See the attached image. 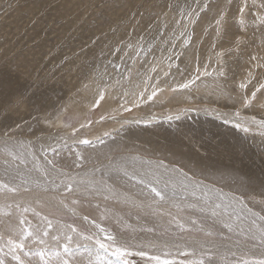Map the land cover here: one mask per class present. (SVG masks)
<instances>
[{
    "label": "rangeland",
    "instance_id": "1",
    "mask_svg": "<svg viewBox=\"0 0 264 264\" xmlns=\"http://www.w3.org/2000/svg\"><path fill=\"white\" fill-rule=\"evenodd\" d=\"M191 80L195 83L189 88L181 87ZM262 85L264 0H0V139L8 132L11 139L48 140L56 142L51 145H63L62 151L76 149L85 160L83 168H76L75 163L66 167L73 175L126 155L130 164L139 167L147 168L146 162L159 164L161 160L169 167L184 168L179 166L183 164L187 170L198 167L212 173L213 169L207 167L214 165L227 172L242 170L251 185L259 183L252 176L264 183ZM252 93L255 99L246 104ZM21 94H26L25 99L17 104ZM109 97L117 105L102 110ZM83 139L94 146L80 144ZM116 139L122 146L115 144ZM36 158L45 163L43 156ZM27 159L28 167L32 166L35 161L30 156ZM123 194L122 198H137L131 192ZM122 198H98L91 204L84 201L75 209L82 215L94 214L97 218L92 220L118 236H136L127 239L133 250L149 242L146 238H175L180 243L186 238L208 239L195 231L173 237L165 232L167 217L159 218L148 207L142 213L122 210L117 206ZM243 198L253 211L264 214V198L244 194ZM43 206L41 211H34L53 220L54 226L90 230L77 216ZM147 210L151 212L147 214ZM31 213H23L24 218L42 227V223H36L38 216L34 218ZM9 221L14 220L0 217V232L5 236L7 225L3 224ZM221 232L223 236L232 235L226 229ZM223 236L217 238L213 264H231L242 256L243 248L236 244V237L228 240ZM249 247L248 255H258L256 248ZM132 259L139 264V257ZM5 264L15 262L7 257Z\"/></svg>",
    "mask_w": 264,
    "mask_h": 264
},
{
    "label": "snow or ice",
    "instance_id": "2",
    "mask_svg": "<svg viewBox=\"0 0 264 264\" xmlns=\"http://www.w3.org/2000/svg\"><path fill=\"white\" fill-rule=\"evenodd\" d=\"M193 83L195 80L184 83L181 87L189 88ZM25 95L21 94L16 103H23ZM100 98L103 99V96ZM254 99L255 93H252V97L246 99L245 103L250 104ZM3 136L4 143L0 152L5 157L7 179H0V197H14L21 190L30 192L32 189L27 185L35 184L42 193L56 194L52 199L41 200L38 193L37 203L50 204L57 210L76 216L75 206L82 202L91 204L98 198L116 199L119 195L117 184H133L139 186L144 205L155 214L168 218L165 232L177 237L179 234L195 231L208 239H185L184 243L175 238L149 241L133 250L126 238L118 236L95 220L89 221L87 216L82 219L92 226L88 232L78 231L72 225H61L56 232H52L54 222L47 216L40 217L42 227L33 226L31 221L24 218L23 213L33 211L36 216H40V213L18 204L17 208L21 210L18 223L13 225L11 221L8 222L7 236L0 232V264H5L7 257H11L15 264H137L133 257L140 258L139 264H213L211 257L214 249L218 251L217 238L223 236L221 229L232 234L223 236L224 239L231 240L234 236L236 244L243 248L241 258L231 264H264V214L248 207L243 195H230L209 187L197 179L194 173L190 176L183 169L166 166L163 162L155 166L146 162L149 167L145 168L136 167L123 158H109L106 165H94L73 175L71 171L59 167L54 159L48 158L49 152L53 156L59 155L63 145L42 148L45 163L41 164L30 144L12 143L8 132ZM79 143L94 146L88 139L80 140ZM29 156L35 162L29 173L22 174L20 165L27 168ZM84 160L85 157L76 151L75 167L83 168ZM32 171L38 173L39 178H33L30 175ZM17 180L20 183L17 184ZM244 195H260L264 198V186H261L259 192L252 189ZM95 207L99 209L101 205L97 203ZM0 214L12 215L10 212L4 213L3 209H0ZM65 227L67 230H64ZM250 244L259 251V255H248Z\"/></svg>",
    "mask_w": 264,
    "mask_h": 264
},
{
    "label": "bare ground",
    "instance_id": "3",
    "mask_svg": "<svg viewBox=\"0 0 264 264\" xmlns=\"http://www.w3.org/2000/svg\"><path fill=\"white\" fill-rule=\"evenodd\" d=\"M172 4V3H171ZM178 4V3H177ZM133 5V4H132ZM217 6V5H216ZM215 7V6H214ZM211 8H212V6H211ZM197 10V9H196ZM211 10V9H210ZM21 14V13H20ZM71 14V13H70ZM73 14V13H72ZM74 14H75V12H74ZM65 15V14H64ZM160 15V14H159ZM192 16V15H191ZM205 16V15H204ZM146 17V16H145ZM189 18H191V17H189ZM192 19V18H191ZM193 20V19H192ZM201 23V22H200ZM204 23V22H203ZM174 25V24H173ZM197 28H198V26H197ZM180 66H181V64H180ZM239 77V76H238ZM73 79V78H72ZM97 84V83H96ZM83 86V85H82ZM19 87V86H18ZM76 87V86H75ZM78 87V86H77ZM20 88V87H19ZM48 88V87H47ZM79 88V87H78ZM74 89V88H73ZM88 89V88H87ZM21 90V89H20ZM45 90V89H44ZM47 90V89H46ZM58 90V89H57ZM167 90V89H166ZM50 91V90H49ZM70 91V90H69ZM60 92V91H59ZM12 93V92H11ZM14 93H16V92H14ZM67 93V92H66ZM79 93H81V92H79ZM69 94V93H68ZM89 94V91H87L84 95L85 96H87ZM172 94V93H171ZM120 95V94H119ZM162 95H165V93H162ZM66 96V95H65ZM68 96V95H67ZM114 96V95H113ZM171 96V95H170ZM176 96V95H175ZM177 97H180V96H177ZM176 97V98H177ZM79 98V97H78ZM85 98H87V97H85ZM104 98V97H103ZM163 98V97H162ZM175 98V97H174ZM48 99V98H47ZM74 99V98H73ZM166 99V98H165ZM168 99V98H167ZM35 100V99H34ZM86 100V99H85ZM163 100V99H162ZM71 101H73V100H71ZM173 101H176L175 99L174 100H171L170 102H173ZM180 101V100H179ZM94 102V101H93ZM73 103V102H72ZM76 104H78L77 102H75ZM101 103V102H100ZM105 103L106 104H104L103 105V107H102V110H105V109H109V108H111V106L113 107V106H116L117 104H115L114 105V100H113V98L112 97H109L106 101H105ZM68 105V104H67ZM170 105V104H169ZM35 107V106H34ZM76 109H77V107H75ZM29 109V108H28ZM27 109V110H28ZM36 109V108H35ZM170 110H172V109H170ZM23 112V111H22ZM27 112V111H26ZM29 112H31V111H29ZM78 113H80V112H82V111H80V110H78L77 111ZM84 113V112H83ZM255 113V112H254ZM21 114V113H20ZM35 114V113H34ZM36 115V114H35ZM33 116V115H32ZM9 118V117H8ZM7 118V119H8ZM40 118V117H39ZM41 118H43V117H41ZM209 119V118H208ZM210 120V119H209ZM150 121H152V120H150ZM150 121H148V122H150ZM147 122V121H146ZM186 122V121H185ZM189 122V121H188ZM209 123V122H208ZM199 124V123H198ZM246 124H247V122H246ZM194 126V125H193ZM182 127H184L183 125H182ZM219 127V126H218ZM132 128V127H131ZM160 128V127H159ZM163 128H164V126H163ZM215 128V127H214ZM146 129H148V128H146ZM135 130V129H134ZM141 131H142V129H140ZM139 130V131H140ZM144 130H145V128H144ZM123 131V130H122ZM128 131V130H127ZM130 131V130H129ZM128 131V132H129ZM140 131V132H141ZM188 131V130H187ZM126 132V131H125ZM135 132V131H134ZM133 132V133H134ZM138 132V131H137ZM148 132V131H147ZM146 132V133H147ZM167 132V131H166ZM118 133H119V131H118ZM133 133H132V135H133ZM136 133V132H135ZM134 133V134H135ZM144 133V132H143ZM157 133V132H156ZM168 133V132H167ZM178 133V132H177ZM205 133V132H204ZM129 134V133H128ZM128 134H126V135H128ZM130 134H131V131H130ZM137 134V133H136ZM152 134V133H151ZM155 134V133H154ZM192 134V133H191ZM116 135V134H115ZM138 135V134H137ZM140 135V134H139ZM138 135V136H139ZM141 135H142V133H141ZM185 135V134H184ZM234 135V134H233ZM152 136V135H151ZM159 136V135H158ZM188 136V135H187ZM232 136V135H231ZM235 136H238V135H235ZM128 136H126V139H128L127 138ZM140 137V136H139ZM182 137V136H181ZM51 138V137H50ZM49 138V139H50ZM113 138V137H112ZM120 138V137H119ZM137 139H138V137H136ZM142 138V137H141ZM146 138V137H145ZM144 138V139H145ZM147 138H149V137H147ZM156 138L157 137H155V140H156ZM204 138V137H203ZM207 138V137H206ZM205 138V139H206ZM213 138V137H212ZM29 140H27V139H22V140H18V139H11V142L12 143H16V142H20V143H26V144H30L31 146H32V151H33V153L35 154V156H40V159H41V157L43 156L44 157V154H43V151H42V148L43 149H47L48 148V146L49 145H51L53 142L52 141H50V142H52V143H50V142H47V141H45V143L43 142V141H41L40 139L38 140V139H30V138H28ZM123 139V138H122ZM122 139H120V140H122ZM126 139H123V140H126ZM130 140L132 139V138H129ZM128 139V140H129ZM175 139V138H174ZM196 139V138H195ZM118 139H116V143L115 144H117V142H119V141H117ZM139 140V139H138ZM149 140V139H148ZM152 140V139H151ZM169 140V139H168ZM207 140V139H206ZM233 140V139H232ZM55 141V140H54ZM132 141V140H131ZM141 141V140H140ZM144 141V140H143ZM113 142H115V141H113ZM112 142V143H113ZM122 142V141H121ZM121 142H119L120 143V145H121ZM128 142V141H127ZM134 142V140L132 141V143ZM136 143H137V140L135 141ZM146 142V141H145ZM152 142V141H151ZM163 142V141H162ZM215 142V141H214ZM3 143H4V138L2 137L1 139H0V147H2L3 146ZM56 143V142H55ZM55 143H53V144H55ZM118 143V144H119ZM130 144H131V142H129ZM149 143H150V141H149ZM148 143V144H149ZM154 143V142H153ZM179 143V142H178ZM177 143V146L179 145ZM208 143V142H207ZM114 144V143H113ZM112 144V145H113ZM117 144V145H118ZM122 144H124V143H122ZM126 144V143H125ZM215 144V143H214ZM221 144V143H220ZM57 145V144H56ZM127 145V144H126ZM135 145H137V144H135ZM135 145H133V146H135ZM189 145V144H188ZM202 145V144H201ZM254 145V144H253ZM59 146H61V144L59 145ZM122 146V145H121ZM124 146V145H123ZM218 146V145H217ZM71 147H73V146H71ZM119 147V146H118ZM127 147V146H126ZM138 147L139 146H136V148L135 149H138ZM179 147V146H178ZM206 147V146H205ZM68 148H70L69 146H68ZM76 148V147H75ZM116 148V147H115ZM93 149V148H92ZM111 149V148H110ZM113 149H114V147H113ZM132 149V148H131ZM134 149V150H135ZM141 149V148H140ZM165 149V148H164ZM199 149V148H198ZM63 150V149H62ZM65 150V149H64ZM96 150V149H95ZM98 150V149H97ZM120 150V149H119ZM123 150V149H122ZM143 149H141V151H142ZM154 150V149H153ZM156 150V149H155ZM196 150V149H195ZM77 150L76 149H73V150H67V151H60V153H59V155H55V156H53L50 152H49V159H54L55 160V162H58L59 163V165L60 166H62V167H65L64 169H66V167H70L71 165L73 166V164H74V162H75V157H74V155H75V152H76ZM85 151V150H84ZM94 151V150H93ZM102 151H103V149H102ZM108 151V150H107ZM110 151V150H109ZM115 151V150H114ZM129 151V150H128ZM140 151V150H139ZM140 151V152H141ZM166 151V150H165ZM210 151V150H209ZM224 151V150H223ZM105 152V151H104ZM121 152V151H120ZM178 152V151H177ZM182 152H184V150L182 151ZM207 152V151H206ZM103 153V152H102ZM111 153H112V151H111ZM111 153H110V155H111ZM125 153V152H124ZM137 153V152H136ZM135 153V154H136ZM144 153V152H143ZM153 153V152H152ZM159 153V152H158ZM165 153V152H164ZM117 154V153H116ZM119 154H121V153H119ZM123 154V153H122ZM133 154V153H132ZM146 154H148V153H146ZM150 154V153H149ZM175 154V153H174ZM174 154H173V157H174ZM183 154V153H182ZM186 154V153H185ZM208 154V153H207ZM224 154V153H223ZM106 155V154H105ZM104 155V156H105ZM108 155V154H107ZM106 155V156H107ZM134 155V154H133ZM144 154H142V156H143ZM162 155V154H161ZM171 155V154H170ZM177 155V154H176ZM147 157H148V155H146ZM150 156V155H149ZM168 156V155H167ZM189 156V155H188ZM69 157V158H68ZM70 157H74V158H70ZM123 158V159H130V156H126V155H121L120 156V158ZM145 157V156H144ZM158 157V156H157ZM169 157V156H168ZM178 157V156H177ZM176 157V158H177ZM202 157H204V156H202ZM32 158V157H31ZM105 158V157H104ZM137 158V157H136ZM140 158H142V157H140ZM146 158V157H145ZM151 158V157H150ZM149 158V159H150ZM155 158H156V156H155ZM155 158H153V159H155ZM163 158H165V157H163ZM185 158V157H184ZM28 159H30V158H28ZM27 159V160H28ZM37 159V158H36ZM87 159H88V157H87ZM86 159V160H87ZM98 159H99V157H98ZM108 159V158H107ZM116 159V158H115ZM117 159H119V158H117ZM128 159V160H129ZM132 159V158H131ZM204 159V158H203ZM43 160V159H42ZM141 160V159H140ZM157 160V159H156ZM159 160V159H158ZM157 160V161H158ZM108 161V160H107ZM106 161V162H107ZM133 161V160H132ZM136 161H138L137 159H136ZM145 161H147V160H145ZM163 161V160H162ZM186 161V159L184 160V162ZM187 161H188V159H187ZM39 162H40V160H39ZM87 162V161H86ZM101 162V161H100ZM104 163V164H100V166H103V165H106L107 163ZM140 163H142V162H144V161H139ZM138 162V164H140ZM150 162V161H149ZM154 162V161H153ZM160 162H161V160H160ZM169 162V161H168ZM18 163V162H17ZM41 163V162H40ZM133 163V162H132ZM158 163V162H157ZM157 163L156 162H154V163H151V164H153V165H157ZM165 163V162H164ZM177 163V162H176ZM188 163V162H187ZM89 164V163H88ZM96 164V163H95ZM147 164V163H146ZM171 164V163H170ZM29 165V164H28ZM28 165H27V168H25L24 167V165H20V172L22 173V174H27V173H29V170L30 169H32V167H33V165L31 166H29L28 167ZM143 165V164H142ZM145 165V164H144ZM148 165V164H147ZM152 165V166H153ZM167 165V164H166ZM199 165V164H198ZM88 166H91V165H88ZM97 166V165H96ZM179 166H183L184 168H182L183 169V171H185V172H187L190 176L191 175H193V173L195 174V177L197 178V179H199V180H201V181H203V183L204 184H206V185H208L209 187H215L217 190H222V188L221 187H225V188H228L229 190H230V192L228 191H226L224 188H223V192L224 193H227V194H230V195H243V194H246V193H250L251 192V190L252 189H256L257 190V192H259L260 191V189H261V186H264V183H261V181H260V179L259 178H257V177H255V176H252V177H254V181H257V182H259V183H255V184H252L251 185V182H250V180L247 178V176H245V175H243L244 173L242 172V170H238L237 172H234L233 171V169H231V172H227V170L226 169H224V168H222V167H220V166H214L213 165V168H212V166H210V167H207V168H211V169H213V171H212V173L210 172V170H207V171H204V169H199L198 167L195 169L194 167V171L193 170H187L186 168V165H183V164H179ZM6 167H7V165L5 164V157H4V155H3V153L2 152H0V179H7V177H6V173H5V169H6ZM136 167H139V165L137 166L136 165ZM146 168V167H145ZM192 168V169H193ZM203 168V167H202ZM206 169V168H205ZM79 170V169H78ZM11 171V170H10ZM69 171V170H68ZM233 171V172H232ZM80 173V172H79ZM199 173H206V174H208L209 175V177H212L210 180H208V178H203ZM12 174H15L14 172L12 173ZM38 174V173H37ZM78 174V173H77ZM30 175L33 177V178H39V177H37V175L32 171L31 173H30ZM204 176H205V174H204ZM222 176H223V178H222ZM204 179L205 180H207V181H204ZM252 179V178H251ZM210 181H214V183H212V184H210L211 182ZM252 181V180H251ZM250 182V183H249ZM16 183L18 184V183H20V181L19 180H17L16 181ZM219 186H221V187H219ZM27 187H29V188H31L32 189V191H30V192H25V191H23V190H21V192L17 195V196H9L7 199H5V198H3V197H0V209H3V211H4V213H12V215L11 216H8V215H3V214H0V217L1 216H8V217H11V219H12V224L13 225H15V224H17L18 223V215H17V213H19V212H21V210L19 209V208H17V205L19 204V205H21V207H30L31 209H34V210H36V211H41V209H42V205H44L43 207H50V208H54L55 210L57 209L56 207H53V206H51L50 204H41V203H37V194L39 193V196H40V199L41 200H49V199H52L53 197H55V193H48V194H45V193H42V192H40V190L39 189H37L36 187H35V184H29V185H27ZM134 188L133 190L131 189V188ZM116 188H117V191H118V193H119V195L117 196V198L116 199H121L123 196H124V194L123 193H128V192H131V194H134V195H136L137 196V198L136 197H129V198H122V200H117V202L119 201V202H121L120 204L121 205H117V206H119L122 210L123 209H126V208H128V209H131V210H135V211H144V210H146L145 208L147 207L146 205H144L143 204V201H142V199L143 198H138V197H143L141 194H140V189L137 187V186H134L133 184H127V185H120V184H118V186H116ZM225 190V191H224ZM130 194V195H131ZM256 196V195H255ZM258 196V195H257ZM128 197V196H127ZM247 199H248V197H246ZM96 201H98L97 199H96ZM112 201H113V199H112ZM118 202V203H119ZM123 202H126V203H128V204H126V203H123ZM248 204V203H247ZM255 204V203H254ZM10 206V207H9ZM249 206V205H248ZM249 207H251V206H249ZM256 207V206H255ZM81 208V207H80ZM118 208V207H117ZM261 208V207H260ZM44 209V208H43ZM46 209V208H45ZM148 209V208H147ZM48 210H49V208H48ZM51 210V209H50ZM152 210V209H151ZM151 210H147V211H145V212H147V214L148 213H150L151 212ZM35 211V212H36ZM43 211V210H42ZM46 211V210H45ZM44 211V212H45ZM60 211V210H59ZM108 211H109V209H108ZM130 211V210H129ZM134 211V212H135ZM153 211V210H152ZM30 213L31 212H33V211H29ZM28 212V213H29ZM65 212V211H64ZM111 211H109V213H110ZM126 212V211H125ZM132 212V211H131ZM133 212V213H134ZM136 213V214H139V213ZM28 213H26V214H28ZM67 213V212H66ZM142 213V212H141ZM25 214V213H24ZM32 214V213H31ZM42 213H40V215H41ZM68 214H70V213H68ZM117 214V213H116ZM119 214H121L122 215V213H119ZM20 215H21V213H20ZM111 215H113V214H111ZM141 215V214H140ZM143 215V214H142ZM24 216V215H23ZM76 216L79 218V219H81L85 224H87L90 228L92 227L89 223H88V221H84L83 219H82V217H84V216H86V215H82L81 213H78V212H76ZM114 216V215H113ZM118 216H120V215H118ZM123 216H125L124 214H123ZM138 216V215H137ZM144 216V218H146V216L145 215H143ZM33 217L35 218V217H37L36 215H34L33 214ZM32 217V218H33ZM41 216H38V218L36 219V223L37 224H43V222L41 221V218H40ZM87 217H88V220L89 221H92V218L93 217H95V218H97V216H95L94 214H91L90 213V215H87ZM90 217V218H89ZM114 217H116V215L114 216ZM126 218H128L127 216H126ZM159 218H160V216H159ZM166 218V217H165ZM122 219V218H121ZM129 219V218H128ZM148 219H149V215H148ZM153 219V218H152ZM152 219L150 220V221H152ZM93 220H96V219H93ZM141 220V219H140ZM145 220V219H144ZM119 221H120V219H119ZM122 221V220H121ZM129 221V220H128ZM148 221V220H147ZM157 221V220H156ZM155 221V222H156ZM167 221V220H166ZM152 223V222H151ZM156 223H158V221L156 222ZM160 223V222H159ZM8 224V223H7ZM6 223H4L3 225H7ZM154 224V223H153ZM162 225V224H161ZM164 225H166L165 223H164ZM53 229H52V231H54V232H56L55 230V227L58 229V227L57 226H54L53 225ZM59 228H60V226H59ZM154 228V227H153ZM145 232V231H144ZM225 232V231H224ZM140 233V232H139ZM155 233V232H154ZM226 233V232H225ZM63 234V233H62ZM126 234V233H125ZM7 236V235H6ZM124 238H126V239H135V238H137L136 236L135 237H130L129 235H122ZM147 237V236H146ZM148 241H151V240H149V238H146ZM187 239V238H186ZM153 240H155V239H153ZM152 240V241H153ZM161 241V240H160ZM134 246V245H133ZM133 248V247H132ZM226 249V248H225ZM221 250V249H220ZM231 250H233V249H231ZM235 250V249H234ZM223 251V250H222ZM235 253V252H234ZM237 253V252H236ZM258 255H259V253H258ZM10 258V257H9Z\"/></svg>",
    "mask_w": 264,
    "mask_h": 264
}]
</instances>
